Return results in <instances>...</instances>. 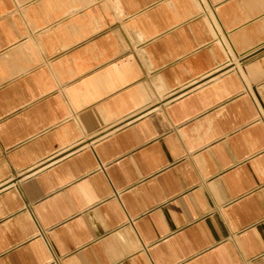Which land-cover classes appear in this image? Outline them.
<instances>
[{"label": "crops", "instance_id": "crops-1", "mask_svg": "<svg viewBox=\"0 0 264 264\" xmlns=\"http://www.w3.org/2000/svg\"><path fill=\"white\" fill-rule=\"evenodd\" d=\"M0 264H264V0H0Z\"/></svg>", "mask_w": 264, "mask_h": 264}]
</instances>
